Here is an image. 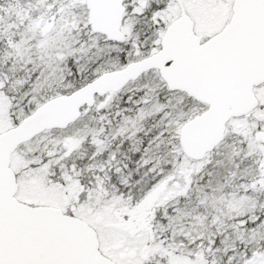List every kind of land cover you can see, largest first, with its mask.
<instances>
[{"label":"snow or ice","instance_id":"snow-or-ice-1","mask_svg":"<svg viewBox=\"0 0 264 264\" xmlns=\"http://www.w3.org/2000/svg\"><path fill=\"white\" fill-rule=\"evenodd\" d=\"M0 264H264V0H0Z\"/></svg>","mask_w":264,"mask_h":264}]
</instances>
